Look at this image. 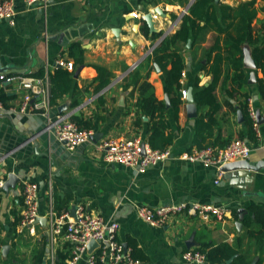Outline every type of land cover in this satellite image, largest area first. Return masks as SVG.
Segmentation results:
<instances>
[{"label": "crops", "instance_id": "0c3cea01", "mask_svg": "<svg viewBox=\"0 0 264 264\" xmlns=\"http://www.w3.org/2000/svg\"><path fill=\"white\" fill-rule=\"evenodd\" d=\"M193 1L53 0L46 9H41L27 7L24 0H15V24L0 19V68L9 70L0 74L24 68H28L26 75L41 69L54 74L59 59L72 60L68 51L71 44L79 43L83 48L84 63L74 68L73 87L58 99L52 108L54 113H59L60 106L67 105L62 113L91 120L93 135L102 136L98 142L140 138L148 143L153 117L144 113L140 105L142 98L152 96L158 106L164 104L166 136L173 138L168 148L169 158L139 175L130 168L104 161L93 141L73 151L67 149L53 134L45 132L47 119L44 116L11 110L20 103L18 84L0 81V92L5 97V109H0V264H35L42 248L43 264H52V253L57 255L64 244L59 239L51 246L47 230L39 224L35 227V237L17 234L15 212L21 214L24 208V182H34L39 187L41 217H46L54 200H58L69 212L75 205H85L89 213L117 221L119 240L128 248L130 242L136 243L145 256L142 264H184L185 251L222 244L235 247L245 257L246 264H258L262 258L264 264V255H260L258 245L248 236L250 228H258L256 224L248 226V220L254 218L251 208L264 206V121L254 126L256 141H249L247 119L242 110L245 98L229 95L233 86L225 76L227 73L232 76L233 72L227 66L216 88L221 105L213 115L216 124L211 132L199 131L200 123L210 120V108L197 104V117L190 118L186 100H183L176 118L172 105L167 107L166 96L170 104L171 96L164 71L149 59L152 48L179 30L183 11L189 10ZM247 1L250 0H214L217 6L234 7ZM156 8L166 16L155 13ZM256 8L254 33L262 34L264 2L257 0ZM148 13L153 16L154 33L144 20ZM116 30L119 37L115 35ZM217 37L216 31L206 29L197 39H190L191 48H187L188 42L178 46L185 63L181 90L192 88L194 98L198 90L192 80L196 74L199 73L200 86L208 87L213 83L212 75L198 70L207 61ZM246 50L250 51V47ZM96 66L111 74L110 83L99 91H96L99 84ZM251 72L246 68L247 78L241 92L250 94L253 107L264 119V99L258 82L264 79V72L257 68V82L249 84ZM198 132L201 136L204 133L205 143L226 144L242 136L253 148L251 157L226 163L230 166L224 172L202 163H191L183 156L200 149L195 142ZM11 174L19 180L4 190ZM192 202L224 208L227 214L222 219L173 217L160 227L150 226L139 215L142 206ZM241 210L246 213H240ZM237 223L242 224L240 230ZM5 246H10L6 255L3 254Z\"/></svg>", "mask_w": 264, "mask_h": 264}, {"label": "built area", "instance_id": "2783aa9c", "mask_svg": "<svg viewBox=\"0 0 264 264\" xmlns=\"http://www.w3.org/2000/svg\"><path fill=\"white\" fill-rule=\"evenodd\" d=\"M53 0H24L27 7L46 9ZM188 14V9L183 11V16ZM182 16V17H183ZM16 10L15 0H0V19H6L10 24H15ZM157 48H152V54ZM58 67L69 71L74 70L73 60L59 59ZM185 77V73H182ZM0 81L18 84L20 92L19 106L11 108L22 114H38L47 119L45 132L64 144L67 149L73 151L76 148L92 144L93 133L81 129L72 117V113H54L51 103L50 74L45 70L44 77H35L26 74H0ZM182 100H186L187 90H181ZM0 109H5V103L1 99ZM249 114L258 126L257 110L249 99ZM97 151L103 154L104 161L130 168L137 174H145L147 170L168 159L170 150L160 151L153 149L148 143L140 138H116L100 141L94 144ZM253 152L252 146L243 139H234L225 147H213L195 150L184 154L183 158L191 163H202L205 167H222L233 160H247ZM222 172V170H221ZM218 183V181H216ZM24 208L21 212L22 220L16 231L19 236L27 234L30 237L37 235L35 227L37 218L41 217L39 206V187L34 182H24L22 188ZM227 211L224 208L213 207L198 202L166 204L155 207L142 206L139 208L140 217L150 226L160 227L166 225L173 217L198 216L204 219L215 217L222 219ZM47 218V236L51 246L58 243H68L66 251L71 252V258L66 264H142L140 260L132 257L130 248H125L119 240L118 232L120 224L115 220H107L98 215L89 213L85 205H77L75 218L71 213H58L53 206L49 209ZM95 241L98 246L89 252L88 245ZM63 247V246H62ZM57 255H51V263L55 264ZM184 264H208L206 253L199 250H187L182 254Z\"/></svg>", "mask_w": 264, "mask_h": 264}, {"label": "trees", "instance_id": "16d2710c", "mask_svg": "<svg viewBox=\"0 0 264 264\" xmlns=\"http://www.w3.org/2000/svg\"><path fill=\"white\" fill-rule=\"evenodd\" d=\"M262 1L264 2V0ZM256 2L257 0H250L234 7L230 5L217 6L214 0H195L189 8L188 14L182 17L179 30L175 34L165 37L149 57L151 61L157 63L164 71L166 88L171 96L172 109L177 118L183 103L180 80L185 69L184 58L178 46L179 44L187 43L191 38L197 39L206 29L216 31L218 34L216 43L207 61L198 70V72L204 71L206 74L212 75L213 83L208 87L200 86L199 73L192 80L193 87L198 90L195 95L196 103L199 106H208L210 108V120L206 124L200 123L199 131L201 132H211L214 124H216L213 115L221 107L216 96V88L225 76L227 66H230L233 74L229 76V73H227L225 76V78L231 80L233 86L232 90L229 91V95L231 97L242 95L245 98L242 104V110L247 119L248 140L256 141L257 139L254 122L249 114L250 94H242L241 92L244 81L247 78L246 68L244 66L246 47H250V52L257 68L264 72V32L262 34H256L254 33L253 27V21L258 14ZM145 33L148 34V31L146 30ZM68 51L76 70L78 66L84 63V50L79 43H73ZM169 65H171L170 68H168ZM96 70L98 71L97 81L99 83L96 91H99L110 83L111 74L100 66H96ZM74 72L63 67H58L54 74L50 73L51 103L53 106L57 104L58 99L67 95L72 89ZM27 75L42 78L45 75V70L41 69L35 74ZM132 76L134 75L132 74ZM126 80V82H129L128 79ZM258 82L261 96L264 99V79H260ZM126 86H129V84ZM1 99L5 101L4 96ZM160 105L158 106L156 100L150 96L142 98L140 106L144 113L153 117L152 125L149 129V145L155 150L165 151L173 144V138L172 136H166L167 124L163 118L165 106L164 104ZM157 113L160 114L156 121L155 117L158 116H156ZM72 119L81 129L87 131L94 130V123L91 120H86L77 115H74ZM201 132H198L195 137V142L200 149L209 146L225 147L230 143L221 144L216 141L205 143L204 133L201 136ZM241 139L244 138L241 136ZM53 208L59 214L69 211L67 208L59 205L58 200H54ZM251 211L254 218L253 220H248V226L251 227L253 224H256L258 228H250L251 230H248V236L258 245L260 255H264V206L253 207ZM15 217L16 226L18 227L21 223L22 216L19 212H15ZM42 235L43 243L46 245L45 233L43 232ZM68 247V243L63 244V247L57 253L58 259L55 264H66L67 260L71 258V252L66 251ZM129 248L134 259L140 260L141 262L145 261V256L141 254V250L138 249L135 242H130ZM198 250L206 253L208 264H222L235 255L237 257L232 264H246L245 257L230 244H222L217 247L209 246L208 248ZM44 259V248H42L36 255L35 264H43ZM258 264H263V258Z\"/></svg>", "mask_w": 264, "mask_h": 264}, {"label": "water", "instance_id": "95a60500", "mask_svg": "<svg viewBox=\"0 0 264 264\" xmlns=\"http://www.w3.org/2000/svg\"><path fill=\"white\" fill-rule=\"evenodd\" d=\"M195 1V0H194ZM193 1V2H194ZM193 2H191L190 4V7L191 5L193 4ZM155 13L157 14H160L161 16H166V14L160 10V8H156L154 10ZM144 20L148 23L149 25V28H150V32L151 33H154L156 32V29L154 27V22H153V16L151 13H148L146 15H144ZM116 37H119V30H116V33H115ZM192 46V41L189 40L188 41V45H187V48H191ZM244 66L248 69H251L252 72L250 74V79H249V84H256L257 82V79H256V70H257V65L254 61V59L252 58V55L250 53L249 50H246L245 52V57H244ZM9 70H7V68H0V73H4V72H7ZM28 71V68H24L22 70H16V71H13L12 73H17V74H25L26 72ZM79 73V70L76 72L75 76H77ZM166 103H167V107L170 108L171 107V104H170V101H169V98L168 96H166ZM186 103H187V111H188V116L190 118H195L197 117V103H196V100L194 98V95H193V90L192 88L190 90L187 91V96H186ZM68 108L67 105H64V106H60L59 107V113H62L64 112V110H66ZM239 118L242 120V114H240ZM257 120L258 122H261V121H264V119L262 118V114L260 113V111H257ZM101 134H94L93 136H91V140L94 142V143H98L99 139L101 138ZM33 138L31 137V140ZM26 143V140L25 142ZM23 143V144H24ZM230 166V164H225L223 167H222V171L224 172L225 170L228 169V167ZM18 178L14 175V174H11L9 176V179L8 181L4 184L3 188L4 190H8L9 187H13L14 184L16 182H18ZM76 210H77V205L73 206L72 209H71V216L75 218L76 216ZM240 213H246L244 210H241ZM47 218L46 217H39L37 218L36 220V223L41 225L43 228H47ZM237 228L240 230L242 228V224L241 223H237ZM188 245H190V243H188ZM98 246V244L95 242V241H91L88 245V250L89 252H92L94 248H96ZM125 248L127 249L128 248V245L127 244H124ZM10 249V246H5L3 248V254L6 255V253L8 252V250ZM235 259V256L231 257L230 259L226 260L224 263L222 264H231L233 262V260ZM252 264H255V263H252Z\"/></svg>", "mask_w": 264, "mask_h": 264}]
</instances>
